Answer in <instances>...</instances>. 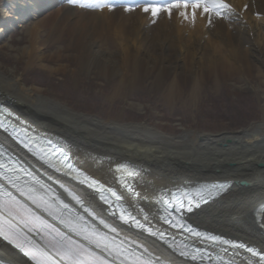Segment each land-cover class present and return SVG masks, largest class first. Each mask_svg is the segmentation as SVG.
<instances>
[{
	"label": "bare ground",
	"instance_id": "bare-ground-1",
	"mask_svg": "<svg viewBox=\"0 0 264 264\" xmlns=\"http://www.w3.org/2000/svg\"><path fill=\"white\" fill-rule=\"evenodd\" d=\"M83 1V9L78 10L66 0H0V44L17 31L26 37L19 41L21 45L9 46L18 52L13 70H5L0 63V102L26 127L67 146L78 164L105 184L123 190L119 174L125 169L134 174L128 183L139 195L124 194L125 214L130 212L167 237L135 233L150 244L147 251L138 247L137 257L151 264H257L259 257L246 248L233 250L174 229L165 222L162 201L187 190L180 189L203 190L208 182V197L197 198L195 203L201 202L200 206L188 215L177 214L182 217L180 223L264 250V0H226L236 15L213 16L211 24L199 10L195 21L191 10L185 19L183 8H173L171 15L161 11L152 23L151 12L143 8L109 6L106 0ZM21 63L24 66L18 69ZM38 66L44 83L30 85L25 77ZM91 81L104 87L110 83V89L97 99L83 97ZM230 84L237 86L235 96L223 93ZM136 91H149L155 101L146 106L134 96ZM215 98L221 110L237 103L242 112L246 101L261 115L251 118L242 130H208L207 136L201 127L202 114L200 119L196 114L204 112L214 122L211 117L216 111L211 104ZM73 101L98 112L86 115L73 107ZM116 101L140 113L147 107L155 123L131 122L122 113H112L117 111ZM101 105L110 109L109 118L105 119ZM176 107L184 111L171 117L180 119L178 125L190 126L182 119L184 115L195 125L181 130L179 136L159 126V118L166 116L164 109L176 116ZM5 140L0 134V141ZM34 171L45 178L40 170ZM221 184L225 187H213ZM83 192L92 205L107 211L91 191ZM109 225L116 224L110 221ZM134 228L132 224L123 227L125 236ZM197 247L206 248L213 259L199 255L192 259ZM0 259L31 264L2 240Z\"/></svg>",
	"mask_w": 264,
	"mask_h": 264
},
{
	"label": "snow or ice",
	"instance_id": "snow-or-ice-1",
	"mask_svg": "<svg viewBox=\"0 0 264 264\" xmlns=\"http://www.w3.org/2000/svg\"><path fill=\"white\" fill-rule=\"evenodd\" d=\"M71 2L76 3V0H71ZM189 7L191 8L193 21H195L199 10L205 14L209 24L212 23L213 16L221 17L225 11L230 10V5L225 3L224 0H168L165 5H146L143 11L145 13L151 12V15L155 17L161 11H167L171 15L173 8H183L184 11L181 12V15L187 19ZM0 127H3V124H0ZM15 134L14 132L13 135ZM21 143L24 144L25 148L29 147L28 143L24 141H21ZM48 144L51 145V141H48ZM3 155L4 153L0 151V156ZM41 158L44 159L45 157L42 156ZM47 162L57 172L65 171L69 176L75 173L77 179L83 177L82 183L94 189L99 199L109 206L113 215H119L125 224L135 225L153 236L159 235L161 239L167 238L164 232L153 231L152 227L142 223L131 213L126 215L125 211L121 210V196L112 188L105 187L100 181L76 168L62 148L53 149ZM23 177L31 178V182ZM48 179H51V176ZM129 179H134L132 172H128L123 178L122 186L129 193L139 195L135 193L133 185L128 183ZM60 187L65 188L63 184ZM213 187L224 188L225 185H214ZM65 191L72 196L77 204L84 207L86 213L95 215L94 212H90L88 207L84 206V201L79 196H76L67 188H65ZM196 195L200 200L204 199L201 192H197ZM193 199L187 193L180 196L179 199H177L176 193L171 194L170 200L164 199L162 201L163 210L167 213V216L164 217L165 222L171 224L174 228L184 229L192 236L207 240L210 243L229 245L233 250L246 248L252 256L259 257L257 264H264V250L258 251L253 247H247L243 242L238 243L224 239L221 236L204 233L198 231L191 224L180 223L177 214L185 210L186 204V210L191 212L194 206ZM40 209H43V212L47 213L49 217L58 220L61 225L71 229V232L75 233L77 237H82L83 241L95 245V247H89L80 239H74L70 233L62 231L59 227L49 223L40 214ZM65 210L69 211L68 218L64 217ZM147 219L148 217L145 216L144 220L147 221ZM99 223L105 228H110L111 232L116 233L117 229L107 224L103 218H99ZM33 232L40 235L43 244H38L33 239L31 235ZM0 238L22 251L34 264H151L150 260L133 257L130 252L120 247L114 248L108 241L106 234L92 227L84 215H73L69 205L60 199V196L55 193L51 185L41 182L32 171L23 165L22 161L11 156L7 158V162L0 161ZM227 250V248L223 249L225 252ZM197 255L201 258L213 259L211 253L202 247L193 248L192 259H196ZM0 264H4L3 259H0ZM226 264H233V262L228 261ZM249 264H251V261H249Z\"/></svg>",
	"mask_w": 264,
	"mask_h": 264
},
{
	"label": "rangeland",
	"instance_id": "rangeland-1",
	"mask_svg": "<svg viewBox=\"0 0 264 264\" xmlns=\"http://www.w3.org/2000/svg\"><path fill=\"white\" fill-rule=\"evenodd\" d=\"M15 30H17V29H15ZM12 36L9 37V38L5 37V39L2 40L3 41L2 44H0V46L4 44L2 49H1V52H0L1 53L0 54V61H1L0 63H2V65L4 66V69L9 71V72H10V70H13L11 65H14V64L16 65V62H14V60L18 59L17 58L18 52L11 51L9 46L13 45V44L16 45V46H19V45H21V44H18L19 41H21L22 39L26 38L23 33H20V31H17V32L13 33ZM7 44H8V46H6ZM9 50L11 52H9ZM20 60L23 61L24 63L26 62V59H24V60L19 59V61ZM17 65H19L18 69H21L22 66H24L23 64L22 65L17 64ZM49 65L54 66L51 63H49ZM38 68H39V66L38 67H34L33 68L34 73L33 74L29 73L25 77L26 80L30 83V85L35 84V82H38L41 85L40 82H42L44 80V79H42L44 76H41V72L40 73L37 72ZM67 79H68L67 75H65V80H67ZM45 81H47V80H45ZM43 83H44V81L42 82V84ZM46 85H48V83L44 84V86H46ZM88 85H90V87H87L88 88L87 92H86L87 95H85V96L82 95V96L83 97H91V98H96L97 99L98 96L101 95L102 92H104L103 90H109L110 89V85L111 84L107 83L106 87H104L102 84H99V82L96 83L95 81H91V84H88ZM236 87L237 86L230 84L229 86L225 87L223 93L232 92V96H235L234 93H238V90L236 89ZM54 90H55V88H54ZM99 90H101L100 93L97 92ZM126 90H127L126 89V83H123L122 84V91L125 92ZM51 91H53V90L51 89ZM46 94H49V93L47 92ZM149 94H150L149 91L146 92L145 94L136 91L134 96H137V98H139L140 101H142V103H145V105L148 106V103H150V101H155L154 99L151 100V98H149L150 97ZM227 100H228V97H227ZM220 103L221 102L215 98V99H213V102L211 104V106H212L211 109L214 108L215 111H216L215 115L213 117H211V118L215 119V120H213L214 122H211L212 119L208 118V116L205 117V113L204 112L196 114V117H198L199 119H200V117H199L200 114H202L201 118H203V120L201 119V127L206 129L207 133L203 132V134L205 133L207 136L209 134L208 130L214 131V133H216V132L223 133V132H226L229 128H233V131L242 130V127L244 125H248L249 124V121L251 120V118H257L258 116L261 115V112H257L255 110V107L250 105V103H248V102L246 103V101L243 102L244 110L242 112H240L241 110L238 111V109L236 108L237 103L234 104L233 107H232V104L229 105L230 107H228V109L231 110L230 113H229L228 109L221 110L219 107H217ZM115 105L117 107V111L113 110L112 113H116L118 115L120 113H122V114H124L126 119H128L130 121L132 120L131 122L137 121L135 119H140L139 122H143V123H146V124L153 123L155 121V118H156L155 115L153 113H149L150 110H148V112H146L147 111V107L144 109L143 113H140L139 111H137L133 107H131V105H127V104L126 105H122V103L120 101L119 102L116 101L114 106ZM74 106H76V107H74ZM73 107L76 110L80 111V112L81 111L84 112L86 115H90V114H92V112H94V113L98 112L97 109L87 108L88 105H86L84 103H80V104L78 103L77 104L76 101H73ZM162 107H163V105H162ZM179 108L178 109H177V107L175 108V115L176 116L172 115L173 111L171 112V110H170V112H168L167 109H164L163 113H165L166 116H164V118H161V119L159 118V120H161V123L159 124V126L165 131V133L166 132H169V133H171V132H179L176 135V136H179V134L181 132L183 133V131H181V130H186V129L189 130L190 128H195L194 127L195 126L194 125V121L191 120V118L188 115H184V117L182 116L183 117L182 119L184 121H186V122L188 121V123L190 122L189 123L190 126H188V127L186 126L185 129H183L185 126L182 127V125H178V122L180 120L179 118H174V119L171 118V117H177V115L180 116L179 111H182L184 113V111L181 108L180 109ZM100 109H101V112H103V114L106 115L105 119L109 118V114H110L109 110L110 109L109 108H103L102 105L100 106ZM93 110H96V111H93ZM148 114H150V117L149 116L147 117ZM93 115H95V114H93ZM209 115H210V111H209ZM111 117H113V116H111ZM183 120H182V122H183ZM216 135H218V134H216Z\"/></svg>",
	"mask_w": 264,
	"mask_h": 264
}]
</instances>
